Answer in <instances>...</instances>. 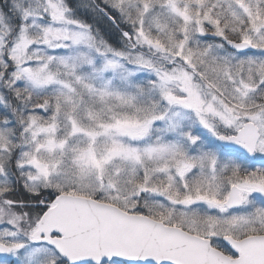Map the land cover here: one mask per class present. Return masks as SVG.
I'll use <instances>...</instances> for the list:
<instances>
[{
	"label": "snow or ice",
	"instance_id": "obj_1",
	"mask_svg": "<svg viewBox=\"0 0 264 264\" xmlns=\"http://www.w3.org/2000/svg\"><path fill=\"white\" fill-rule=\"evenodd\" d=\"M0 264H264V0H0Z\"/></svg>",
	"mask_w": 264,
	"mask_h": 264
}]
</instances>
